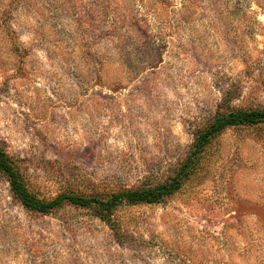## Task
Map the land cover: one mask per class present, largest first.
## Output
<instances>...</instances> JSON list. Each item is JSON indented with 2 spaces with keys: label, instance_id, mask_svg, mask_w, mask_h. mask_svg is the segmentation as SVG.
I'll return each mask as SVG.
<instances>
[{
  "label": "rangeland",
  "instance_id": "obj_1",
  "mask_svg": "<svg viewBox=\"0 0 264 264\" xmlns=\"http://www.w3.org/2000/svg\"><path fill=\"white\" fill-rule=\"evenodd\" d=\"M236 108H264V0H0V149L40 199L167 182ZM197 163L105 217L0 175V264H264V123Z\"/></svg>",
  "mask_w": 264,
  "mask_h": 264
},
{
  "label": "trees",
  "instance_id": "obj_2",
  "mask_svg": "<svg viewBox=\"0 0 264 264\" xmlns=\"http://www.w3.org/2000/svg\"><path fill=\"white\" fill-rule=\"evenodd\" d=\"M264 123V108H236L220 110L196 136L191 151L175 174L164 183L142 185L136 188H125L116 191L66 192L55 198L40 199L33 193L25 179L21 161L10 157L0 149V175L7 178L11 190L22 205L33 212L50 214L66 205L82 209H96L103 217L111 215L114 210L124 204H155L177 191L186 179L195 171L197 162L203 156L207 147L220 134L232 127L256 126Z\"/></svg>",
  "mask_w": 264,
  "mask_h": 264
}]
</instances>
